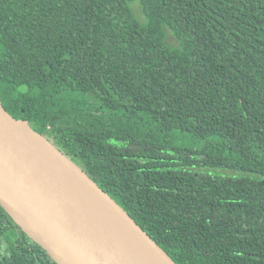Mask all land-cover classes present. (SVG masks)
Listing matches in <instances>:
<instances>
[{"label":"trees","instance_id":"trees-1","mask_svg":"<svg viewBox=\"0 0 264 264\" xmlns=\"http://www.w3.org/2000/svg\"><path fill=\"white\" fill-rule=\"evenodd\" d=\"M0 102L175 264H264V0H0ZM0 264H56L1 206Z\"/></svg>","mask_w":264,"mask_h":264},{"label":"water","instance_id":"water-1","mask_svg":"<svg viewBox=\"0 0 264 264\" xmlns=\"http://www.w3.org/2000/svg\"><path fill=\"white\" fill-rule=\"evenodd\" d=\"M0 206L56 264H175L79 166L1 102Z\"/></svg>","mask_w":264,"mask_h":264},{"label":"rangeland","instance_id":"rangeland-1","mask_svg":"<svg viewBox=\"0 0 264 264\" xmlns=\"http://www.w3.org/2000/svg\"><path fill=\"white\" fill-rule=\"evenodd\" d=\"M134 11L136 13V15L139 17V10L136 6H134ZM168 42L172 45H176L177 42L176 40L170 35L168 34ZM102 131H104L105 133H111L114 135H130V136H137V137H142L144 135L143 131H137V130H133V129H128V128H108V127H102L100 128ZM179 143H183L185 146H198L200 145V142H190L187 139L186 140H181L179 138Z\"/></svg>","mask_w":264,"mask_h":264}]
</instances>
